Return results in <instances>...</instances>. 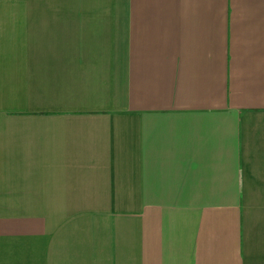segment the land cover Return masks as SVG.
Returning <instances> with one entry per match:
<instances>
[{
    "label": "crops",
    "instance_id": "1",
    "mask_svg": "<svg viewBox=\"0 0 264 264\" xmlns=\"http://www.w3.org/2000/svg\"><path fill=\"white\" fill-rule=\"evenodd\" d=\"M0 264H264V0H0Z\"/></svg>",
    "mask_w": 264,
    "mask_h": 264
}]
</instances>
